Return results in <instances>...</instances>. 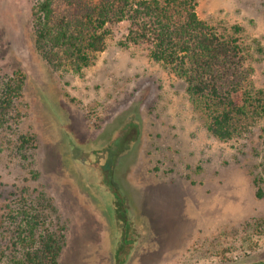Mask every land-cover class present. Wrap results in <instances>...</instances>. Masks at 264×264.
<instances>
[{"label":"rangeland","instance_id":"obj_1","mask_svg":"<svg viewBox=\"0 0 264 264\" xmlns=\"http://www.w3.org/2000/svg\"><path fill=\"white\" fill-rule=\"evenodd\" d=\"M38 1L0 0V85L23 78L0 115V264H28L60 229L55 264H264V121L210 136L182 80L118 46L125 23L80 72L54 66L34 43ZM195 11L238 39L249 86L264 91V0ZM117 140L128 144L108 171ZM33 214L42 221L28 225Z\"/></svg>","mask_w":264,"mask_h":264},{"label":"trees","instance_id":"obj_2","mask_svg":"<svg viewBox=\"0 0 264 264\" xmlns=\"http://www.w3.org/2000/svg\"><path fill=\"white\" fill-rule=\"evenodd\" d=\"M195 8L196 0H39L31 14L34 43L45 61L80 72L104 50L110 26L125 23L126 33L118 46L142 48L151 61L182 80L207 133L226 142L243 134L254 120L264 121V91L249 86L238 39L217 33L197 17ZM232 31L237 34L240 29L235 26ZM22 84L20 75L1 83V116L10 114ZM127 142H115L117 149L109 152L106 170ZM40 198L52 211L50 201ZM41 221L33 214L27 224ZM61 232L59 237L56 232L40 237L39 249L26 252L24 261L55 264Z\"/></svg>","mask_w":264,"mask_h":264}]
</instances>
